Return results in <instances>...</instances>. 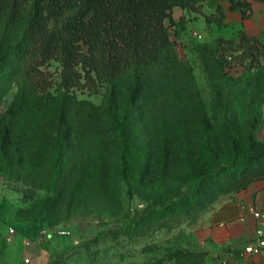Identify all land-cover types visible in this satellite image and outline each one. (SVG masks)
<instances>
[{"label":"rangeland","instance_id":"1","mask_svg":"<svg viewBox=\"0 0 264 264\" xmlns=\"http://www.w3.org/2000/svg\"><path fill=\"white\" fill-rule=\"evenodd\" d=\"M250 2L248 18L229 0L177 6L166 20L175 64L70 89L55 60L32 83L10 55L20 32L0 31V222L28 226L23 264H219L206 221L229 183L264 167V67L228 49L221 68L224 50L213 58L205 44L262 36L264 3ZM218 5L224 20L209 23ZM183 195L195 203L166 214Z\"/></svg>","mask_w":264,"mask_h":264},{"label":"trees","instance_id":"2","mask_svg":"<svg viewBox=\"0 0 264 264\" xmlns=\"http://www.w3.org/2000/svg\"><path fill=\"white\" fill-rule=\"evenodd\" d=\"M201 1L0 0V31L20 32L19 42L10 55L24 66L32 83L45 74L41 67L55 60L62 66L61 86L70 89L82 78L96 83L97 78H116L146 65L164 68L175 64L173 40L166 20L172 21L177 6L200 11ZM229 1L232 10L242 9L243 17H250V0ZM257 1L264 3V0ZM224 17V8L218 5L206 19L209 23L221 24ZM205 47L213 58L224 50L217 58L221 68L228 49L233 50V55L242 50L239 55L242 60L247 57L252 60L248 66L264 67V32L262 36H253L240 30L234 38H217ZM120 161L122 177L132 195V159L128 151L122 150ZM227 170L225 166L221 172ZM259 179H264V167L229 183L226 191L235 194ZM194 203V196L183 195L165 205L164 211L168 215L175 214ZM146 217L143 215L142 219Z\"/></svg>","mask_w":264,"mask_h":264},{"label":"crops","instance_id":"3","mask_svg":"<svg viewBox=\"0 0 264 264\" xmlns=\"http://www.w3.org/2000/svg\"><path fill=\"white\" fill-rule=\"evenodd\" d=\"M256 209L264 211V179L255 180L247 188L224 197L207 219L205 235L221 254L220 262L264 264V250L245 252L251 241L264 235V218L255 217L253 211ZM28 229L27 225H18V234L10 243L9 233L0 222V264L24 263L26 248L21 238Z\"/></svg>","mask_w":264,"mask_h":264},{"label":"built area","instance_id":"4","mask_svg":"<svg viewBox=\"0 0 264 264\" xmlns=\"http://www.w3.org/2000/svg\"><path fill=\"white\" fill-rule=\"evenodd\" d=\"M1 182L5 183L8 182L7 179H5L4 177H1ZM253 214L255 215L256 218H264V211L263 210H254ZM66 230H59L56 233L58 235H65L66 234ZM8 233L11 235H16L17 234V230L13 227H9L8 229ZM264 250V235L261 234L260 238H258L255 241H251L245 248V252L248 253H259L261 251ZM26 261H29L28 259ZM219 264H227V262L223 261V262H219Z\"/></svg>","mask_w":264,"mask_h":264}]
</instances>
